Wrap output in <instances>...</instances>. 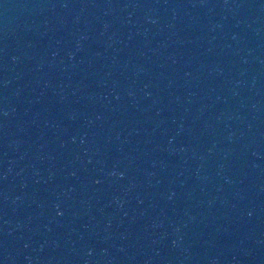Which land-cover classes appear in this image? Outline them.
Here are the masks:
<instances>
[{
    "label": "water",
    "instance_id": "water-1",
    "mask_svg": "<svg viewBox=\"0 0 264 264\" xmlns=\"http://www.w3.org/2000/svg\"><path fill=\"white\" fill-rule=\"evenodd\" d=\"M0 264H264V0H0Z\"/></svg>",
    "mask_w": 264,
    "mask_h": 264
}]
</instances>
